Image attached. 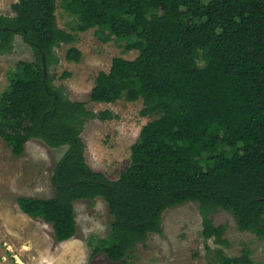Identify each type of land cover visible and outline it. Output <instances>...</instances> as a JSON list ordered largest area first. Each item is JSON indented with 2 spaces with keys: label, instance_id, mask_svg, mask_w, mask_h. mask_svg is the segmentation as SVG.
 Wrapping results in <instances>:
<instances>
[{
  "label": "trees",
  "instance_id": "obj_1",
  "mask_svg": "<svg viewBox=\"0 0 264 264\" xmlns=\"http://www.w3.org/2000/svg\"><path fill=\"white\" fill-rule=\"evenodd\" d=\"M62 0L78 30H96L103 42L125 41L134 60L115 58L99 73L91 100L97 104L142 101L152 120L132 146L131 163L118 180L93 170L82 132L88 120L113 119L73 102L54 85L57 49L77 41L59 28L57 0H19L14 17L0 15V55H11L20 35L35 61L9 74L0 99V137L16 157L40 140L68 147L52 177L55 196L21 197L25 215L53 227L58 242L77 234L74 204L103 199L113 218L98 242L114 262L126 258L152 233L163 232V214L198 203L202 236L221 248L218 264H254L251 252L229 257L226 225L212 216L230 213L241 232L264 242V0ZM45 56L48 75L43 68ZM67 59L79 62L72 47Z\"/></svg>",
  "mask_w": 264,
  "mask_h": 264
},
{
  "label": "rangeland",
  "instance_id": "obj_2",
  "mask_svg": "<svg viewBox=\"0 0 264 264\" xmlns=\"http://www.w3.org/2000/svg\"><path fill=\"white\" fill-rule=\"evenodd\" d=\"M19 0H0V15L14 17L12 6ZM209 0H206L207 3ZM57 0V24L60 29L75 34L77 41L57 49L60 63L50 69L54 85L62 88L73 102L84 103L95 114L110 111L113 119H90L82 132L86 145V160L90 167L118 180L131 163L132 146L139 140L143 127L152 119L143 117L142 101L97 104L91 92L101 72H109L115 58L134 60L138 51H129L126 42L112 38L103 42L96 30L81 32L80 23ZM75 47L81 53L79 62L68 60L67 53ZM33 50L23 38H15L11 55H0V99L9 89V74L21 61L34 62ZM68 147L51 149L42 141L32 139L22 156L16 157L0 137V264H11L18 258L24 264H121L111 261L104 252H95L98 242L111 234L108 204L96 201L75 202L77 234L69 241L58 242L53 227L41 219L22 213L21 197L50 199L56 194L52 177ZM216 226L226 225L225 239L229 247L222 248L229 257H241L248 250L254 264H264V242L255 235L238 230L233 216L220 210L212 216ZM203 220L198 203L168 209L163 214V232L152 233L126 258L128 264H218L215 251L221 248L214 240L203 236Z\"/></svg>",
  "mask_w": 264,
  "mask_h": 264
},
{
  "label": "water",
  "instance_id": "obj_3",
  "mask_svg": "<svg viewBox=\"0 0 264 264\" xmlns=\"http://www.w3.org/2000/svg\"><path fill=\"white\" fill-rule=\"evenodd\" d=\"M43 68H44L45 77H47L48 71H47V64H46L45 56H43Z\"/></svg>",
  "mask_w": 264,
  "mask_h": 264
},
{
  "label": "built area",
  "instance_id": "obj_4",
  "mask_svg": "<svg viewBox=\"0 0 264 264\" xmlns=\"http://www.w3.org/2000/svg\"><path fill=\"white\" fill-rule=\"evenodd\" d=\"M15 259H16V261H15L14 263H11V264H24V263H22L18 258L15 257ZM9 264H10V263H9Z\"/></svg>",
  "mask_w": 264,
  "mask_h": 264
},
{
  "label": "flooded vegetation",
  "instance_id": "obj_5",
  "mask_svg": "<svg viewBox=\"0 0 264 264\" xmlns=\"http://www.w3.org/2000/svg\"><path fill=\"white\" fill-rule=\"evenodd\" d=\"M18 36V35H17Z\"/></svg>",
  "mask_w": 264,
  "mask_h": 264
}]
</instances>
